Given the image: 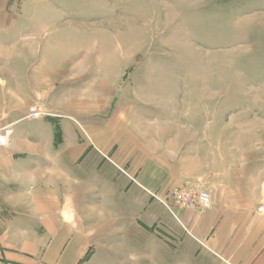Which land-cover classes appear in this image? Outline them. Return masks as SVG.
I'll use <instances>...</instances> for the list:
<instances>
[{"label":"rangeland","instance_id":"1","mask_svg":"<svg viewBox=\"0 0 264 264\" xmlns=\"http://www.w3.org/2000/svg\"><path fill=\"white\" fill-rule=\"evenodd\" d=\"M0 12L12 88L39 83L0 97V129L39 111L22 135L72 137L125 175L138 144L180 133L195 137L184 148L203 138L205 168L217 146L235 169L264 170V0H0Z\"/></svg>","mask_w":264,"mask_h":264},{"label":"crops","instance_id":"2","mask_svg":"<svg viewBox=\"0 0 264 264\" xmlns=\"http://www.w3.org/2000/svg\"><path fill=\"white\" fill-rule=\"evenodd\" d=\"M2 59L0 97L39 87L31 79L13 89L12 62ZM30 114L3 127L0 264H264V170L235 169L217 146L205 168L203 138L184 148L195 137L180 133L138 144L125 175L72 137L22 135L40 124ZM114 153L121 164L124 152ZM180 187L209 191L212 208L167 207L152 195Z\"/></svg>","mask_w":264,"mask_h":264},{"label":"built area","instance_id":"3","mask_svg":"<svg viewBox=\"0 0 264 264\" xmlns=\"http://www.w3.org/2000/svg\"><path fill=\"white\" fill-rule=\"evenodd\" d=\"M41 112L33 110L30 114L32 117H40ZM0 146L6 144L8 133L3 129H0ZM153 197L158 201L164 203L167 207L170 204L180 205L182 207H194L201 210H209L213 205L212 196L208 191L199 190L195 187H180L171 189L168 194L164 197L162 195L152 193ZM259 215L264 217V202L258 207Z\"/></svg>","mask_w":264,"mask_h":264},{"label":"bare ground","instance_id":"4","mask_svg":"<svg viewBox=\"0 0 264 264\" xmlns=\"http://www.w3.org/2000/svg\"><path fill=\"white\" fill-rule=\"evenodd\" d=\"M3 136L2 135H0V138H2Z\"/></svg>","mask_w":264,"mask_h":264}]
</instances>
